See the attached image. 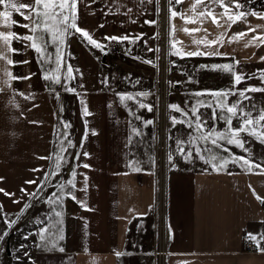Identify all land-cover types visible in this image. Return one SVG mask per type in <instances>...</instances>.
I'll list each match as a JSON object with an SVG mask.
<instances>
[{"label": "crops", "instance_id": "crops-1", "mask_svg": "<svg viewBox=\"0 0 264 264\" xmlns=\"http://www.w3.org/2000/svg\"><path fill=\"white\" fill-rule=\"evenodd\" d=\"M194 2L195 0H182L181 11L191 14L190 5ZM134 4L137 6L133 7ZM109 5L111 12L107 11ZM254 6L264 10V0H254ZM80 8L82 25L92 30L97 38H102L105 33H146L147 46L143 44V38L135 44L126 41L124 54L129 59H154L153 41L157 35L153 34L157 33L158 26L147 24L145 21L157 18L155 3L148 4L145 0L141 5L139 0H97L95 4H87L85 0H80ZM128 8H132L131 15L135 18V23L125 15ZM145 8L149 11L145 12ZM200 10L202 9L198 7L197 11ZM14 15L22 19L18 14ZM249 19L253 23H264L255 17ZM121 21L125 23L121 24ZM172 23L175 25V36L179 41L176 47L186 45L188 48H194L196 45L192 43L193 39L205 34L198 32L189 35L183 30L184 27H200L196 21H184L180 17ZM101 24L104 25L102 28ZM204 27L211 29L210 38H215L213 34L218 29L210 18L205 20ZM245 27L247 25L244 22H237L228 31L231 34ZM0 30H4L3 26H0ZM14 30L21 33L27 31L19 26H15ZM247 39L248 37H245L229 42L225 37L221 50L234 52L236 57L247 62H264L258 58L259 55H264V45L245 46ZM82 40L81 36H69V47L65 48L64 53L65 60H70L83 71L82 82L88 89L85 96L92 113L87 118L88 127L97 130L95 133L89 132L83 148L69 149L73 153H91L90 157H80L81 160H88L94 165L92 169H79L80 172L87 171L89 174L88 189L77 191V195L90 205V209H84L77 201L65 198L63 210L66 238L59 241L66 249L65 252H60L51 243V237L40 242L33 232L26 241L23 238L25 231L41 226L35 223L36 218L45 219L53 207L21 193V186L29 191L33 190L34 185L26 182L42 177L43 171L49 170L55 162L53 152L58 150L59 142L53 133L54 128L57 132L62 129L61 122L57 123V110L61 108L62 97L57 100L51 91L54 86L52 82L42 79L35 51L19 41H14V46L27 50L14 54L13 58L31 60L27 64L9 67L20 75L26 76L29 71L36 75L30 79L13 81V86L34 95L35 99H28L18 92L13 93L12 88L7 86L0 92V176L5 177L0 181V187L8 192H15L16 196H24V200L16 203V197L0 192V212L18 221L14 225L11 239L17 237L20 238L19 244L26 243L31 248V255L35 257L37 264H154L152 257H147V253L154 246L156 169L149 173L135 171V168L150 167V157L156 161V150L148 145L155 139L156 130L153 127V134L147 133V138L142 131L139 134L132 133L131 129L136 126L137 119L131 116L128 109L137 107L132 100L122 102L116 92L151 90L153 95L155 65L152 66L143 59H137L141 60V64L134 71L123 69L121 66L105 65L98 53L107 54L110 42L106 43L107 51H104L89 47L81 42ZM147 47L154 50L149 52ZM70 52H74L75 56H70ZM103 65L119 69L121 79L114 78L109 86L101 83L102 76L106 73ZM2 67L3 63L0 62V69ZM62 72H66V67L62 68ZM78 80L77 76V80L72 81L73 86ZM137 80L139 83H136ZM2 81L3 72L0 70V83ZM64 94L65 104L69 107L67 119L72 122L69 129L71 139L79 142L85 131L84 117L80 114V98L76 94ZM152 95L149 97L152 98ZM153 114L146 108L142 113L139 112L143 118L156 120ZM131 159H136L139 164L129 166L128 161ZM76 162L74 156H69L63 162L58 178H71ZM39 165H44L45 168L39 172L33 171ZM77 183L83 185L82 176L78 175ZM257 193L264 196V174L258 171H170L167 218L168 229L171 224L169 241L172 255L167 264H264V252L258 248L257 253H246L242 242V236L248 231L264 234V204L260 203ZM25 203H30L31 207L21 212L20 209ZM149 205L152 207L149 208ZM52 219H58L54 213ZM34 241L41 246L34 245ZM19 244L10 241L7 252L12 258L11 264H14L13 256ZM117 251L121 255L117 256ZM25 264L29 262L25 261Z\"/></svg>", "mask_w": 264, "mask_h": 264}, {"label": "snow or ice", "instance_id": "snow-or-ice-1", "mask_svg": "<svg viewBox=\"0 0 264 264\" xmlns=\"http://www.w3.org/2000/svg\"><path fill=\"white\" fill-rule=\"evenodd\" d=\"M87 4H95L97 0H85ZM145 0H139V4L143 5ZM148 4L155 3L156 19H146L147 24L155 25L158 22L159 14L162 11L160 0H147ZM182 0H168L169 4V21L171 24V45L172 50L178 57H221L229 58L234 57V52L221 50L222 45L225 43L224 38L227 37L229 42L237 41L238 39L248 37L246 45H255L257 47L264 45V23H253L249 17H255L260 21H264V10L257 9L254 6V0H195L190 5L191 14L183 11H177L174 5H179ZM137 5L134 4L133 7ZM217 6L219 10H217ZM202 10L197 11V8ZM109 5L107 11L111 12ZM95 11V9H93ZM119 11V9H118ZM149 11L145 8V12ZM132 8H128L125 15L129 16L131 22L135 23L136 20L131 15ZM22 19H18L16 15ZM180 16L184 21H196L200 27H184V31L191 35L193 33L203 32L202 37L193 39L192 43L196 45L194 48L176 47L179 43L175 36V25L172 23L175 17ZM217 26L218 31L213 35L215 38H210L209 33L211 29L204 27L205 20L209 19ZM237 22H244L247 27L242 30H235L229 34V29ZM125 23L121 21V24ZM0 26L4 30H0V62L3 63V81L0 83V92L5 90V86L12 88L13 93L18 92L19 95L25 96L28 99H35L34 95L25 93L13 86V81L30 79L36 73L29 71L26 76L17 74L13 71L12 67L17 64L30 63L31 58L26 60L14 59V54L18 52H25L27 48H31L36 53V60L39 62V67L42 79L50 81L54 85L51 91L54 92L55 98L59 100L62 92L76 94L80 98L81 115L85 121V131L82 139L77 142L71 139V133L67 131L72 127L70 120L64 119L59 115L63 107L57 110V123L63 121L62 129L57 132L54 128V137L58 139L59 148L53 152L55 162L49 167V170L43 171L42 177L28 180L26 183L34 185L33 190L29 191L28 188L21 186V193H26L28 197L33 200H41L49 205H52L51 211L47 214L45 219L36 218L35 223L41 225L38 228H33L31 231H25L23 238L26 241L33 232L38 236V240L43 242L47 237H51V243L60 252H65L66 249L59 241L65 240V221L63 205L65 198H70L77 201L84 209H90V205L77 195V191H87L89 186V174L87 171L80 172L79 169H92L94 165L89 163L88 160H81L80 157H90L91 153L88 151L71 152L70 148L80 147L83 148L84 140L87 139L89 132L95 133L96 129L88 127L87 118L92 114L87 102L85 93L88 89L82 82L83 71L80 70L78 65H74L70 60H65L64 49L69 47L68 37L81 36V42L86 43L89 47L107 51L106 43L111 41L116 42H131L135 44L143 38V44L148 45L146 38L147 34L140 32L138 34L124 33L108 34L105 33L102 38H97L93 31L85 27L81 23V8L80 0H0ZM15 26L27 29L26 32H18L14 30ZM104 25L101 24L102 28ZM153 35H159L154 33ZM14 41H19L27 46V48H18L14 46ZM54 46V53L49 52V46ZM206 46V47H201ZM215 46V47H211ZM159 45H156L155 50L159 51ZM147 51L151 52L154 49L147 47ZM70 56L74 57L75 53L70 52ZM256 55V53H253ZM143 59L150 65H156V59L146 57H136ZM259 60L264 61V55H259ZM46 62L51 64L54 62L55 67L46 66ZM175 65L177 61H170ZM240 60L238 58L226 59L224 62H211L201 63L197 67L206 70H222L229 74V83L227 86H205L202 85L198 88H189L187 92L194 102L187 103L182 106L179 102H170L168 108L170 110L179 112L180 115L170 114L169 119L171 127L175 128L177 124H184L192 132L188 133V139H176L175 151L169 150L167 154V161L169 162V171L172 169H179L180 165L177 163L175 153H179L180 157L188 163L196 166L198 162H202L204 172L213 170L215 172L229 171V165H235L247 172H256L264 174V156L253 158L252 147L250 145L252 140L259 142L264 146V106L257 109L255 104L244 105L243 101L252 100L251 93L264 92V69H258L257 75L261 81L260 84L247 83L245 86L240 87L242 82L251 81L254 79L253 75L238 70ZM66 67V72H62V68ZM79 80L75 86L72 81ZM131 73H129V77ZM128 77H126L127 79ZM189 82L200 83L196 81L192 75H188ZM101 83L109 86L111 83L110 77L102 76ZM139 83V80L136 81ZM179 83V82H177ZM48 86V85H46ZM82 90V91H81ZM116 95L122 102L129 100L135 101L137 108L129 107L128 111L137 120H141L146 127L155 123L154 119H146L139 115V109L146 108L149 112L154 111L155 105L147 102V97L152 95L151 90L133 91H118ZM236 96L235 100L229 98ZM111 103V102H110ZM19 107V105H17ZM36 107V105H33ZM210 108V115L206 112H201V108ZM257 115H253L257 112ZM224 122L221 128L220 122ZM42 123V122H41ZM132 133L139 134L141 129L133 126ZM247 134V138L245 137ZM168 139L172 140V133L168 134ZM132 138L129 137V144ZM203 142V143H201ZM187 145V147L185 146ZM232 146L241 149L245 154H238L233 151ZM69 156H74L76 165L72 169L71 178L62 180L58 178V174L62 171V165ZM47 158V157H44ZM150 167L140 168L136 167L135 171L154 172L156 161L154 158L149 159ZM129 166L138 165L139 161L131 159L128 161ZM44 165H39L33 171L39 172L44 169ZM54 169V170H53ZM83 177V185L77 183V177ZM5 177L0 176V181ZM255 193V188L252 189ZM0 192L6 193L8 196L16 197V203L24 200V196H16L15 192H8L5 188L0 187ZM257 197L261 204H264V196L257 193ZM2 207V204H0ZM31 207L30 203H25L23 208L20 209L24 212ZM152 205H149L151 208ZM53 213L58 218L53 221ZM137 215H145V213H137ZM3 219L6 222V228L0 240H5L9 236V229L16 225L17 221L10 219L7 214H4ZM169 231L171 233V224H169ZM250 241L255 242L256 246L261 252H264V234L248 231L246 233ZM171 238V237H170ZM34 245L40 247L36 241ZM7 246L0 248V251H6ZM16 254L13 256L14 264H37L35 257L31 255V248L26 243H20L16 248ZM90 251V249H88ZM119 256L121 253L116 252ZM2 264V262H0Z\"/></svg>", "mask_w": 264, "mask_h": 264}, {"label": "rangeland", "instance_id": "rangeland-1", "mask_svg": "<svg viewBox=\"0 0 264 264\" xmlns=\"http://www.w3.org/2000/svg\"><path fill=\"white\" fill-rule=\"evenodd\" d=\"M160 5L162 7V11L159 14V19L157 22L159 35L156 36L155 40L153 41L156 45H159V51L154 52V59L158 58L157 64L154 66L156 71V77H155V89L154 94L152 95V98H147V102H151L155 105L154 111L151 112L154 113L156 120L152 125L144 126L141 120L136 121V127H139L142 132L145 133V138H147L148 134H153V127H155L156 130V136L155 139L153 138L151 143L148 145L155 148V155H156V170H155V196L158 193V203H160L161 211H156L157 216H160L161 221V227L163 228V220L165 218L166 214V200L168 204V175H169V162L167 161V154L169 150L175 151L176 139H188V133L192 132V129H189L184 124H177L175 128L171 127V122L169 119L170 114L180 115L179 112L170 110L168 108V105L170 102H179L182 106H186L187 103L194 102V99L190 97L189 93L187 92V89L189 88H198L202 85L205 86H227L229 83V74H226L222 70H206V69H199L197 66L201 63H211V62H224L226 59H234L238 58L234 55V57L229 58H221V57H178L175 55V52L172 50V45L170 43L171 39V24L169 21V4L168 0H160ZM177 8V11H181L182 5H174ZM177 19H180V16H177L174 18L173 22H176ZM86 44V43H85ZM55 48L54 46H49V52L54 53ZM65 51V49H64ZM131 51H135L131 49ZM108 53V51H107ZM239 59V58H238ZM175 60L177 63L175 65H172L170 61ZM240 60V59H239ZM46 66L55 67L54 62L49 64L46 62ZM106 68V73H104L103 76L110 77V80H114V78L121 79L120 70L116 69L114 66H104ZM238 70L246 72L250 75L254 76V79L251 81H244L240 85V87L245 86L247 83H255L260 84L261 81L257 75L258 69H264V62L259 61H244L240 60V65L237 66ZM188 75H192L196 81H199L200 83L195 82H189L187 80ZM176 80V82L174 81ZM179 82V83H177ZM61 94L62 102L61 106L63 107V110L60 112V116H62L64 119H67V112L69 111L68 104H65L66 98L63 96L66 95L64 92ZM252 100H245L243 101L244 105L249 104H255L257 109L259 107L264 106V92H253L251 93ZM237 97L232 96L229 99L235 100ZM135 104V101H134ZM137 107V105L135 104ZM66 108L68 110H66ZM201 112H206L210 115L211 109L210 108H201ZM144 109H139V112H143ZM257 112H254L253 115H257ZM154 118V117H152ZM68 120V119H67ZM79 122V121H78ZM63 121H61V128H62ZM80 124V123H79ZM221 128L224 126V122L221 121L220 125ZM80 129V128H79ZM69 131V129L67 130ZM148 133V134H147ZM172 133L173 139H168V134ZM139 137V136H138ZM245 137L247 138V134H245ZM203 143V142H201ZM187 147V145H185ZM252 147V155L253 158H259L261 156H264V146H262L259 142H256L255 140H252L250 142V145H246V147ZM233 151L237 152L238 154H245L241 149H238L235 146H232ZM175 157L177 160V163L180 165L179 169H172L174 170H189V171H203L202 162H198L196 166H193L192 164L186 163L182 157H180V154L177 152L175 153ZM229 170H245L235 165H229ZM210 171V170H209ZM157 190V191H156ZM157 192V193H156ZM156 200V197H155ZM156 205V206H157ZM1 211V210H0ZM165 211V212H164ZM154 213V212H153ZM160 214V215H159ZM4 213L0 212V235L3 234L5 228H6V222L3 219ZM18 223V221H17ZM16 223V224H17ZM166 228L169 233L168 229V218L166 217ZM9 236L5 240H0V248H4L7 246V250L10 248V241H14V243L19 244L20 238H13L11 239V235L14 232V226L8 230ZM20 232L18 233L19 236ZM16 240V242H15ZM163 244L165 246L163 248ZM170 241H164L161 238H158L157 241V249H156V256L153 257L154 264H167V260L170 259V256L172 255V252L170 250ZM6 251H0V262L2 264H11L12 258L8 256V252ZM139 262V261H138ZM139 264V263H138Z\"/></svg>", "mask_w": 264, "mask_h": 264}, {"label": "built area", "instance_id": "built-area-1", "mask_svg": "<svg viewBox=\"0 0 264 264\" xmlns=\"http://www.w3.org/2000/svg\"><path fill=\"white\" fill-rule=\"evenodd\" d=\"M124 50H125V42L111 41L109 43V46H108V53L107 54L98 53V55H99L100 59H103V62L105 65L121 66L123 69H128V70L134 71L136 67L140 66L141 60L129 59L124 54ZM153 73L155 74V77H156L155 67L153 68ZM157 198H158V193L156 194V200H155V204H154V208H153L154 222H155V224H154V246H153V249L147 253V257H152V258L156 256L158 238H161V236H162V239L165 242L169 240V233H168V230L166 228L167 200H166V208H165L166 214H165V218L163 220V228H162L161 227L162 219L160 216H157V214H156V211L160 212L162 210L160 207V203H158V205H157V202H158ZM242 242H243L244 252H246V253H257L259 251L258 247L252 241H250L247 238L246 234H244L242 236ZM164 248H165V246L163 244V248H160V250L164 249Z\"/></svg>", "mask_w": 264, "mask_h": 264}, {"label": "bare ground", "instance_id": "bare-ground-1", "mask_svg": "<svg viewBox=\"0 0 264 264\" xmlns=\"http://www.w3.org/2000/svg\"><path fill=\"white\" fill-rule=\"evenodd\" d=\"M136 70H137V69H136ZM141 72H142V71H141ZM136 74H137V73H136ZM149 75H150V74H149ZM149 75H148V76H149ZM152 80H153V79H152ZM174 81L176 82V80H174ZM146 86H147V85H146ZM79 123H80V120H79ZM80 125H81V124H80ZM80 128H81V127H80Z\"/></svg>", "mask_w": 264, "mask_h": 264}]
</instances>
